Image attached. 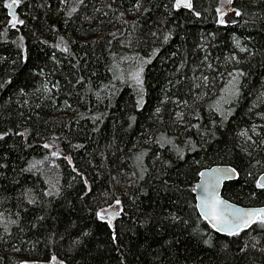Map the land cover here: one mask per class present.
Listing matches in <instances>:
<instances>
[{
    "label": "trees",
    "instance_id": "obj_1",
    "mask_svg": "<svg viewBox=\"0 0 264 264\" xmlns=\"http://www.w3.org/2000/svg\"><path fill=\"white\" fill-rule=\"evenodd\" d=\"M175 1L0 0V264H264L194 194L264 205V0Z\"/></svg>",
    "mask_w": 264,
    "mask_h": 264
},
{
    "label": "water",
    "instance_id": "obj_2",
    "mask_svg": "<svg viewBox=\"0 0 264 264\" xmlns=\"http://www.w3.org/2000/svg\"><path fill=\"white\" fill-rule=\"evenodd\" d=\"M191 4L193 7V0H191ZM192 7L186 8L181 6L180 8L192 9ZM17 9H18L17 5H14L13 8L11 9L8 8L9 16L12 18L14 16L17 19L18 16ZM201 173H203V175H201ZM238 176L239 173L233 166L216 165L211 168L203 169L199 174L198 182L195 184L194 194L196 198V207L199 214L213 230L225 236H235L237 234L229 235L227 230L217 231V229L213 227V222L210 219H205V213L208 211V209L205 207L206 202H211L216 197H218L219 200L222 201V203L219 205V211L222 214L224 220L227 221V223L224 225L226 229L235 227V224L240 222L235 219V216L233 215L234 213L255 212L257 210L264 209V205L263 206L239 205L237 203H234L226 199L223 196V189L225 183L237 179ZM262 178H264V172L258 175L257 183L258 182L264 183V179ZM108 216L112 220V222H116L118 218L117 211L115 209H111L108 212ZM254 224L255 223H252L250 224V226L243 227V229L240 230L238 234H240L243 231L249 230Z\"/></svg>",
    "mask_w": 264,
    "mask_h": 264
},
{
    "label": "snow or ice",
    "instance_id": "obj_3",
    "mask_svg": "<svg viewBox=\"0 0 264 264\" xmlns=\"http://www.w3.org/2000/svg\"><path fill=\"white\" fill-rule=\"evenodd\" d=\"M20 0H12V3H9L7 7L9 9L13 8L14 5H18ZM232 0H228V3H231ZM181 6L186 8H191V0H176L175 7L180 8ZM11 15V13H10ZM239 15V13H237ZM15 20L16 18L13 16V27H15ZM221 24L225 23L223 19V13H221L220 21ZM19 23L23 24V21H19ZM67 51V49H64ZM47 147V145H45ZM55 155V153H53ZM234 171V170H233ZM203 175V173H201ZM264 179V178H262ZM257 187L264 188V183H257ZM119 203V201H117ZM222 203V201L219 200L218 197H216L211 202H206L205 207L208 209V211L205 213V219H210L213 222V227L217 229V231H226L229 235H235L238 234L240 230L243 229V227L250 226L252 223L259 222L261 224H264V209L257 210L255 212H244V213H234L235 219L237 221H240L235 224V227L231 228H225L224 225L227 223V221L224 220L222 214L219 211V205ZM100 219H104L103 213L99 214ZM108 223L111 224V219L108 220ZM219 225V226H218Z\"/></svg>",
    "mask_w": 264,
    "mask_h": 264
},
{
    "label": "rangeland",
    "instance_id": "obj_4",
    "mask_svg": "<svg viewBox=\"0 0 264 264\" xmlns=\"http://www.w3.org/2000/svg\"><path fill=\"white\" fill-rule=\"evenodd\" d=\"M9 3H12V0H9ZM221 13H223V19L225 21L224 24L235 23L240 17V11L239 9L234 7L233 0L231 3H228V0H223L221 6L219 7V12H218L219 21H220ZM237 13H239V15H237ZM111 209H115V208H111Z\"/></svg>",
    "mask_w": 264,
    "mask_h": 264
},
{
    "label": "bare ground",
    "instance_id": "obj_5",
    "mask_svg": "<svg viewBox=\"0 0 264 264\" xmlns=\"http://www.w3.org/2000/svg\"><path fill=\"white\" fill-rule=\"evenodd\" d=\"M212 110V109H211Z\"/></svg>",
    "mask_w": 264,
    "mask_h": 264
}]
</instances>
